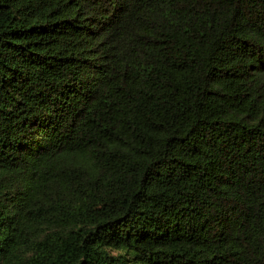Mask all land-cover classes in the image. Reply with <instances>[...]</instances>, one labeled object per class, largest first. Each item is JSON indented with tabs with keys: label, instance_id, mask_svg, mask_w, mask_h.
<instances>
[{
	"label": "trees",
	"instance_id": "obj_1",
	"mask_svg": "<svg viewBox=\"0 0 264 264\" xmlns=\"http://www.w3.org/2000/svg\"><path fill=\"white\" fill-rule=\"evenodd\" d=\"M0 264H264V0H0Z\"/></svg>",
	"mask_w": 264,
	"mask_h": 264
}]
</instances>
